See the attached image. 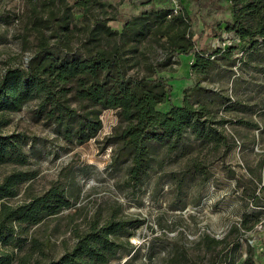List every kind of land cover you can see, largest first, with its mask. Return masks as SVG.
I'll return each instance as SVG.
<instances>
[{
    "label": "rangeland",
    "instance_id": "1",
    "mask_svg": "<svg viewBox=\"0 0 264 264\" xmlns=\"http://www.w3.org/2000/svg\"><path fill=\"white\" fill-rule=\"evenodd\" d=\"M63 1L0 0V12L7 18L0 22V77L7 67L25 63L38 38L54 40L45 19L62 18L63 12L70 24L67 37L73 45L84 42L86 29L96 18L120 32L127 19L148 8H170L172 14L184 10L188 35L198 50L211 52L237 41L232 30L218 27L219 22L231 19L229 0H96L89 12L79 10L76 0H67L66 6ZM33 18L34 24H30ZM99 35L101 39L94 41L98 47L109 49L121 44L116 34L109 38L103 32ZM164 45L160 32H149L139 41L123 45V56L131 64L128 72L137 77H164L174 104L181 105L187 92L192 93V99L206 102L217 119L228 120L220 128L233 144L231 150L221 157L224 147L213 149L192 140L171 152L165 145H156L150 168L140 183L131 185L126 182L129 163L113 164L117 145L108 142L120 128L115 107L101 110V128L81 143L62 137L53 124L36 120L31 112L36 100H28L18 110H1L0 119H6L0 126L2 132L23 131L38 139L26 164L0 163V181L13 168L33 173L17 184L13 196L0 199V207L2 202L16 205L28 201L55 179L62 181L72 196L69 207L46 216L24 233L27 242L13 264L26 255L28 264H45L71 248L77 235L92 222L101 224L108 217L144 220L128 237L135 249L114 263L122 264L134 253L133 264L141 260L160 264L179 243L188 247L191 264H227L217 251L222 246L234 255L233 264H264V42L252 49H233V56L239 57L235 65L221 60L220 67L206 74L192 70L194 53L170 56ZM196 85L230 96L240 104L225 108L211 103L210 91H195ZM159 106L164 110L169 104ZM194 163L205 165L207 172L184 176L183 171ZM171 173L184 176L180 186ZM243 213L248 224L256 216L259 220L245 229L241 225ZM205 233L222 240L215 248L218 253L208 254L200 244ZM34 241L41 250L32 247ZM235 243L239 245L234 250Z\"/></svg>",
    "mask_w": 264,
    "mask_h": 264
},
{
    "label": "trees",
    "instance_id": "2",
    "mask_svg": "<svg viewBox=\"0 0 264 264\" xmlns=\"http://www.w3.org/2000/svg\"><path fill=\"white\" fill-rule=\"evenodd\" d=\"M95 1L76 0L75 6L82 12H89ZM63 2L65 5L68 1ZM229 9L231 19L219 22L218 27L232 30L236 44L216 47L211 52L196 48L195 42L188 35L189 22L182 9L176 14H172L170 8L144 9L137 16L127 19L120 32L112 30L96 18L93 24L88 25L87 38L79 45L71 44V39L67 37L70 24L68 18H64V12L62 18H47L44 25L49 29L50 36L55 37L54 40L49 41L43 36L38 38L35 49L25 63L4 70L0 77V111L18 110L28 100H36L31 110L36 120L43 119L53 124L55 131L62 137L81 143L94 137L101 128V110L115 107L120 128L108 138V142L117 145L113 164L129 163L126 182L131 185L140 183L150 168V155L156 145H165L171 152L192 140L199 145H210L213 149L224 147L220 151L223 157L233 147L220 128L228 120L217 119L213 108L198 97L192 99L190 92L186 93L181 105L171 102L170 84L166 79L157 74L139 77L130 74L128 71L131 64L123 56L121 47L139 41L149 32H160L168 55L194 53L192 70L195 72L206 74L210 69L220 67L221 60L228 65H235L239 57L233 56V49H252L264 42V0H229ZM55 19H58L57 22ZM31 20L30 24H34V18ZM1 21H7V18L0 12ZM102 32L108 38L118 35L121 44L110 46L109 49L98 47L99 44L94 41L101 39L99 34ZM198 89L202 93L210 91L213 96L209 101L219 103L222 107L230 108L235 103L240 104L231 100L230 96L211 89L197 85L193 88L195 91ZM164 102L169 106L163 110L159 105ZM5 123L6 119L1 118L0 126ZM37 139V135L23 131L4 133L0 130V163L26 164L30 149ZM206 169L205 165L194 163L182 174H205ZM182 174L171 173L179 186L180 180L184 178ZM31 177V171L13 168L0 181V199L13 196L17 184ZM67 190L62 181L55 179L47 189L28 201L16 205L2 202L0 264H13L18 259V251L27 242L24 233L32 225L72 204L71 193ZM255 204L259 205L256 200ZM244 214L241 216V225L245 229L251 228L259 220L256 216L248 224V216ZM143 221L139 218L108 217L101 224L92 222L87 230L77 235L71 248L57 258H49L45 264H118L114 260L135 249L128 237L132 229ZM233 227L238 229L236 225ZM221 241L207 233L199 239L208 254L220 251L225 261H228L227 264H233L234 255L231 251H225L223 246L216 251ZM234 245L235 250L239 243ZM32 247L41 250L36 241ZM169 253L160 264L192 262L188 247L184 244H175ZM201 255L203 257L205 254ZM27 256L19 258L18 264H28ZM135 257L132 253L122 264H133ZM147 257L151 255L147 254ZM200 262L197 264H207ZM136 264L150 263L141 260Z\"/></svg>",
    "mask_w": 264,
    "mask_h": 264
}]
</instances>
